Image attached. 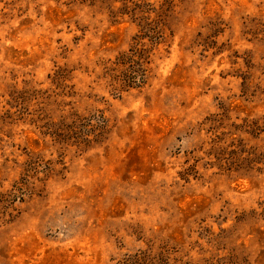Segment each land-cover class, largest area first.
Returning <instances> with one entry per match:
<instances>
[{"label":"rangeland","instance_id":"1","mask_svg":"<svg viewBox=\"0 0 264 264\" xmlns=\"http://www.w3.org/2000/svg\"><path fill=\"white\" fill-rule=\"evenodd\" d=\"M0 264H264V0H0Z\"/></svg>","mask_w":264,"mask_h":264}]
</instances>
